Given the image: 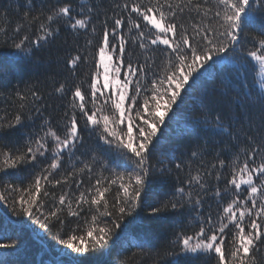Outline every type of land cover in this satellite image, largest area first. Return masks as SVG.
<instances>
[{"label": "snow or ice", "instance_id": "1", "mask_svg": "<svg viewBox=\"0 0 264 264\" xmlns=\"http://www.w3.org/2000/svg\"><path fill=\"white\" fill-rule=\"evenodd\" d=\"M9 9L19 18L0 13V36L27 60L67 32L78 46L63 70L79 79L90 57L94 70L72 85L53 75L45 94L0 67V201L57 227L67 264L122 249L140 212L153 233L171 217V242L152 249L141 239L116 264H264V81L260 93L236 92L223 76L202 83L226 57L264 65V0H16ZM186 98L191 128L174 156L157 153Z\"/></svg>", "mask_w": 264, "mask_h": 264}, {"label": "trees", "instance_id": "2", "mask_svg": "<svg viewBox=\"0 0 264 264\" xmlns=\"http://www.w3.org/2000/svg\"><path fill=\"white\" fill-rule=\"evenodd\" d=\"M22 3L23 0H20ZM40 0H37L39 3ZM55 2V0H51ZM79 2V0H78ZM97 3L100 0H96ZM111 4V0H108ZM16 0H0V13L8 10L9 19L12 25L18 20L17 13L9 9V4H15ZM260 18L261 14L256 13ZM6 23V21H0ZM12 25H9L11 28ZM246 31H248L246 29ZM254 34V33H253ZM65 41H67L65 43ZM84 43V37H79V45ZM78 45L74 38L67 32H62L61 35L52 43L36 50V55L32 61L27 60L23 53L16 52L12 47V40L0 36V67L7 68L12 73V83L15 84L16 73L22 74L24 81L38 83L40 90L45 94L51 91L54 81L50 78L53 75L56 81L67 79L69 85L80 83L87 80L94 70V64L89 58L87 64H81L78 72L79 79L74 80L68 73L63 70V62L69 53L74 54L73 49ZM203 71V70H201ZM213 73L215 80L211 77H205L202 81L207 86H219L221 76L227 77L230 87L236 92L260 93V69L259 62H251L242 65L235 58H225L220 63L214 65ZM23 87V84H21ZM191 92L192 90L189 89ZM196 94L193 93V98ZM249 99L258 104V96L253 94ZM49 102L56 107L57 111L53 115H59L61 101L53 96ZM5 107L4 102L0 99V110ZM182 112L177 116L172 117L170 121L171 131L169 128L164 129L165 136L160 140L157 147V153H164L166 156H174L177 151L178 142L182 137L187 135L191 128L192 122L196 118L193 112V100L186 98L184 105H181ZM181 150H184L181 148ZM243 159V157H241ZM195 167V165L193 166ZM231 168V162L226 161L225 175H228ZM185 176L182 174L181 179ZM14 181V177L9 178ZM174 182V181H172ZM154 189L159 191L161 186L155 184ZM215 204L213 209L215 210ZM145 213L140 212L139 218L130 225V231L123 237V248L113 249L109 255L96 257L89 261V264H97L102 261L103 264H116L118 258L131 255L132 251H138L136 245L140 240L150 245L152 249L159 248L165 243H170L172 239V218H167L159 231L153 233L148 231L141 223ZM85 227H87L85 225ZM57 227L43 229L40 223L32 220L29 217L17 216L13 211L11 200L0 201V242L8 243L15 240L18 244L17 249H0V264H67L68 257L65 255L69 250L64 249L63 245L59 244L56 233ZM68 231V226L64 228V232ZM136 233H139L138 237ZM63 236V232L61 233ZM183 259V258H178Z\"/></svg>", "mask_w": 264, "mask_h": 264}, {"label": "rangeland", "instance_id": "3", "mask_svg": "<svg viewBox=\"0 0 264 264\" xmlns=\"http://www.w3.org/2000/svg\"><path fill=\"white\" fill-rule=\"evenodd\" d=\"M259 69H260L259 79H260V82H261V81H264V65H260L259 64Z\"/></svg>", "mask_w": 264, "mask_h": 264}]
</instances>
